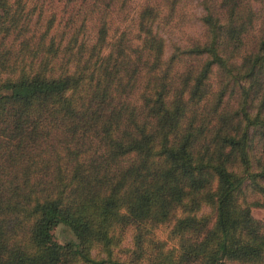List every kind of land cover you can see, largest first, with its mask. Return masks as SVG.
Instances as JSON below:
<instances>
[{"label": "trees", "instance_id": "trees-1", "mask_svg": "<svg viewBox=\"0 0 264 264\" xmlns=\"http://www.w3.org/2000/svg\"><path fill=\"white\" fill-rule=\"evenodd\" d=\"M197 4L0 0V264H264V0Z\"/></svg>", "mask_w": 264, "mask_h": 264}, {"label": "rangeland", "instance_id": "rangeland-1", "mask_svg": "<svg viewBox=\"0 0 264 264\" xmlns=\"http://www.w3.org/2000/svg\"><path fill=\"white\" fill-rule=\"evenodd\" d=\"M184 7L185 9L191 11L195 16L198 14V11L200 10L197 4V0H184ZM163 36L166 38V41L168 42L169 39H174L177 37L176 33H173L172 35L170 32H163ZM250 213L253 218L258 220L264 219V210L257 207H252L250 209ZM157 237H161L162 234L165 232L163 227H158L153 230ZM132 232L133 229L131 226H127L123 228L121 238L119 240V243L114 246L113 248V254L120 258L121 260L127 259L129 256H131V250H132ZM52 237L57 242H62L65 239H71L70 232L63 226L57 225L55 226L51 231ZM95 251H92V254ZM227 264H236L234 262H228Z\"/></svg>", "mask_w": 264, "mask_h": 264}]
</instances>
